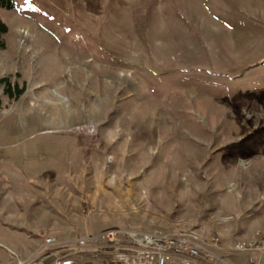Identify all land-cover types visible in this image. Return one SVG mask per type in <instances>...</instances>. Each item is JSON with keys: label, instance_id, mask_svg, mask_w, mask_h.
Listing matches in <instances>:
<instances>
[{"label": "rangeland", "instance_id": "374dc122", "mask_svg": "<svg viewBox=\"0 0 264 264\" xmlns=\"http://www.w3.org/2000/svg\"><path fill=\"white\" fill-rule=\"evenodd\" d=\"M14 2L0 79L23 92L0 83V151L59 164L81 204L46 262L93 264L135 229L218 235L243 264L233 243H264V0Z\"/></svg>", "mask_w": 264, "mask_h": 264}, {"label": "crops", "instance_id": "0c3cea01", "mask_svg": "<svg viewBox=\"0 0 264 264\" xmlns=\"http://www.w3.org/2000/svg\"><path fill=\"white\" fill-rule=\"evenodd\" d=\"M0 157V263L7 262L8 249L21 258L33 254L50 258L52 253L37 250L38 245L43 235L57 233L55 224L79 219L78 198L73 197L71 204L65 199L76 191L68 184L59 188L51 183L54 176L60 178L57 163L42 169L34 168V162L23 166L18 153L4 149ZM95 255L98 261H108L114 258L115 251Z\"/></svg>", "mask_w": 264, "mask_h": 264}, {"label": "built area", "instance_id": "2783aa9c", "mask_svg": "<svg viewBox=\"0 0 264 264\" xmlns=\"http://www.w3.org/2000/svg\"><path fill=\"white\" fill-rule=\"evenodd\" d=\"M103 237L112 242L110 249L115 251V256L111 260L96 261L93 264H233L221 252L222 243L218 235L199 239L197 235L189 232L172 234L115 229ZM54 241L55 238L51 236L44 238L45 245H51ZM79 243L84 244L85 240L80 239ZM231 250L232 253H249L243 264H264L262 239L252 242L236 241ZM7 251L9 255L6 264H89L70 257L55 258L50 262H46L48 257L38 259L30 256L23 259L10 249Z\"/></svg>", "mask_w": 264, "mask_h": 264}, {"label": "trees", "instance_id": "16d2710c", "mask_svg": "<svg viewBox=\"0 0 264 264\" xmlns=\"http://www.w3.org/2000/svg\"><path fill=\"white\" fill-rule=\"evenodd\" d=\"M0 6L4 7V8H8V9H12L15 7V2L14 0H0ZM7 31V26L6 24L0 19V47H4V42L1 39V35L3 33H5ZM0 83H5L6 87V93L10 96V97H14L15 95H20L23 90L21 88H18V85H16L15 87L17 88V92L16 94H14L12 87L10 86V83L8 82V80L6 78H1L0 79Z\"/></svg>", "mask_w": 264, "mask_h": 264}, {"label": "bare ground", "instance_id": "6f19581e", "mask_svg": "<svg viewBox=\"0 0 264 264\" xmlns=\"http://www.w3.org/2000/svg\"><path fill=\"white\" fill-rule=\"evenodd\" d=\"M19 33H22V36H24V38L25 39H29L30 38V31H28V30H21L20 32L19 31H17V34H19ZM38 38H42V37H38ZM41 40H43V39H41ZM12 41H14V40H12ZM49 39H47V41L46 42H48L49 43ZM12 43V42H11ZM37 44V43H36ZM11 47H13V46H11ZM62 49L61 48H59V49H57V52H58V57H59V55L60 54H62L61 56H62V58H64V61H65V57L63 56V54L65 53V51H63V53H62V51H61ZM51 62V64H50V67L51 68H55V67H58V65H59V63H58V61H55V60H52V61H50ZM49 65V63H45V64H43L45 67L46 66H48ZM44 69V68H43ZM79 76V75H78ZM77 76V77H78ZM53 109V108H52ZM53 111H54V109H53Z\"/></svg>", "mask_w": 264, "mask_h": 264}]
</instances>
